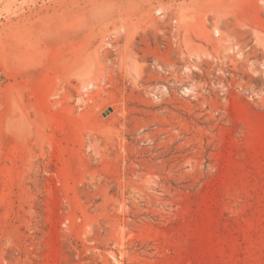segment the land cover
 Listing matches in <instances>:
<instances>
[{"label": "rangeland", "instance_id": "obj_1", "mask_svg": "<svg viewBox=\"0 0 264 264\" xmlns=\"http://www.w3.org/2000/svg\"><path fill=\"white\" fill-rule=\"evenodd\" d=\"M0 264H264V0H0Z\"/></svg>", "mask_w": 264, "mask_h": 264}, {"label": "bare ground", "instance_id": "obj_2", "mask_svg": "<svg viewBox=\"0 0 264 264\" xmlns=\"http://www.w3.org/2000/svg\"><path fill=\"white\" fill-rule=\"evenodd\" d=\"M216 34H217V36H219L220 35V31L217 30ZM226 43H227V48H229L230 50L234 49V47L233 48L231 47L234 44V46L236 47L235 48L236 49V51H235L236 53H238L239 48H241V45L237 44L235 41L232 42V41L226 40Z\"/></svg>", "mask_w": 264, "mask_h": 264}]
</instances>
